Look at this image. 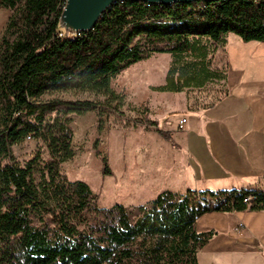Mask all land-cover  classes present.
I'll return each mask as SVG.
<instances>
[{
    "label": "trees",
    "instance_id": "1",
    "mask_svg": "<svg viewBox=\"0 0 264 264\" xmlns=\"http://www.w3.org/2000/svg\"><path fill=\"white\" fill-rule=\"evenodd\" d=\"M64 3L0 0L10 12L0 35V264H198V252L216 233L197 232V220L212 212L264 211V188L162 191L143 205L100 208L85 182L60 171L74 156L70 125L74 116L100 109L122 116L124 97L111 80L153 54L173 58L154 92L225 80L208 57L225 47L228 34L264 43V0L116 3L78 34L59 24ZM68 92L107 101L57 98ZM125 126L153 128L171 141L146 116ZM27 139L41 144L46 157L38 150L22 165L12 147ZM100 161L102 174L111 175L107 158Z\"/></svg>",
    "mask_w": 264,
    "mask_h": 264
},
{
    "label": "crops",
    "instance_id": "2",
    "mask_svg": "<svg viewBox=\"0 0 264 264\" xmlns=\"http://www.w3.org/2000/svg\"><path fill=\"white\" fill-rule=\"evenodd\" d=\"M9 16L0 9V29ZM223 52L225 93L213 107L195 111L179 103L171 110L167 100L180 93L156 92L164 113L155 118L171 141L153 128L125 130V142L114 149L121 163L114 186L122 197L113 205H143L162 191L264 188V43L228 34ZM168 111L181 116L171 126ZM195 229L216 233L201 250L207 264H264V211L207 213Z\"/></svg>",
    "mask_w": 264,
    "mask_h": 264
},
{
    "label": "rangeland",
    "instance_id": "3",
    "mask_svg": "<svg viewBox=\"0 0 264 264\" xmlns=\"http://www.w3.org/2000/svg\"><path fill=\"white\" fill-rule=\"evenodd\" d=\"M4 27L3 25L0 29V35ZM208 60L212 70H216L220 74L225 73L223 48L219 47L210 54ZM172 61L173 58L168 53L153 54L150 58L126 68L111 80V88L124 97V104L120 109L122 116L110 110L100 109V111H91L82 116L73 117L70 127L73 133L72 150L74 156L71 160L61 164L60 171L71 181L79 180L87 183L91 191L97 196V205L100 208H109L114 203L119 202L122 197L114 186L121 175V163L114 149L122 147V143L125 142L128 134L125 130L132 128V126L125 128L126 122L145 116L157 120L155 116L164 113L161 107V104L164 103L157 98L156 92L152 91L151 87L163 85L166 72ZM224 93L223 81L215 80L201 89H184L180 94L167 100V104L172 105L171 110L177 109L179 103H185L187 110L201 111L204 107L216 102ZM57 98L63 101L101 103L107 101L103 95L92 92H68L58 95ZM110 105L114 107L116 101H112ZM149 107L152 108L151 113L154 119L149 116ZM171 113L173 112L168 111L167 116H169L170 122L165 123V125L171 126L174 119L181 117ZM100 121L102 128H99ZM38 150L41 151L43 157H46V152L43 151L41 144L34 140L27 139L22 144L12 147L14 157L22 165L31 160ZM97 151L100 156L96 154ZM103 156L107 158L111 175L113 173L112 178L109 176L111 179L102 174L100 158ZM33 177L37 181L38 175L35 174ZM201 250L197 254L198 263L207 264Z\"/></svg>",
    "mask_w": 264,
    "mask_h": 264
},
{
    "label": "water",
    "instance_id": "4",
    "mask_svg": "<svg viewBox=\"0 0 264 264\" xmlns=\"http://www.w3.org/2000/svg\"><path fill=\"white\" fill-rule=\"evenodd\" d=\"M127 1L147 4H190L215 0H65L59 24L71 34L88 32L112 5Z\"/></svg>",
    "mask_w": 264,
    "mask_h": 264
},
{
    "label": "built area",
    "instance_id": "5",
    "mask_svg": "<svg viewBox=\"0 0 264 264\" xmlns=\"http://www.w3.org/2000/svg\"><path fill=\"white\" fill-rule=\"evenodd\" d=\"M185 119L184 118H182L181 120H180V122H179V125H178V128L179 129H182L183 128V125L185 124Z\"/></svg>",
    "mask_w": 264,
    "mask_h": 264
}]
</instances>
